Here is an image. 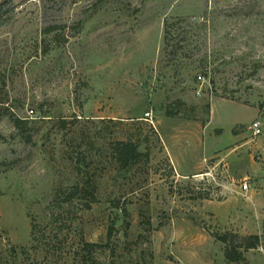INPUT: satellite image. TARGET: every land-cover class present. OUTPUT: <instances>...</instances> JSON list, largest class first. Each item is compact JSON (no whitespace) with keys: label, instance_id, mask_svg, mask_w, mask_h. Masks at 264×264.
Instances as JSON below:
<instances>
[{"label":"rangeland","instance_id":"374dc122","mask_svg":"<svg viewBox=\"0 0 264 264\" xmlns=\"http://www.w3.org/2000/svg\"><path fill=\"white\" fill-rule=\"evenodd\" d=\"M0 264H264V0H0Z\"/></svg>","mask_w":264,"mask_h":264},{"label":"trees","instance_id":"16d2710c","mask_svg":"<svg viewBox=\"0 0 264 264\" xmlns=\"http://www.w3.org/2000/svg\"><path fill=\"white\" fill-rule=\"evenodd\" d=\"M49 28H55V26H51ZM176 104L181 105V107L185 106V104H181L180 101L176 102ZM183 111V110H182ZM182 111H177L175 113L167 111V115L169 117H173L174 115H179ZM14 127L16 130L21 131L25 126L26 122L20 118H14L13 120ZM114 153L116 159L121 163L122 167L130 168L134 166L137 162H139L143 157H147V153H143L139 151L138 143L136 142H118L115 145ZM75 193L81 190L79 187H76ZM231 234H225L222 236H218V240L226 245L224 256L228 262L237 263L242 262L244 260V253L253 250L259 247L260 238L257 235H249V236H235L234 239H230ZM84 251L86 253L91 254L94 252V246L91 244H85Z\"/></svg>","mask_w":264,"mask_h":264},{"label":"built area","instance_id":"2783aa9c","mask_svg":"<svg viewBox=\"0 0 264 264\" xmlns=\"http://www.w3.org/2000/svg\"><path fill=\"white\" fill-rule=\"evenodd\" d=\"M30 114L33 113L32 110H30L29 112ZM249 130L252 132L253 136H259L261 134V123L259 121H255L251 124V126L249 127ZM244 190H247L248 188V178L245 177L244 179H242V186H241Z\"/></svg>","mask_w":264,"mask_h":264}]
</instances>
